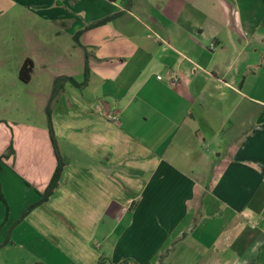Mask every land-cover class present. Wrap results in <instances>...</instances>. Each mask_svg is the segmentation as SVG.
Here are the masks:
<instances>
[{
  "label": "crops",
  "instance_id": "crops-1",
  "mask_svg": "<svg viewBox=\"0 0 264 264\" xmlns=\"http://www.w3.org/2000/svg\"><path fill=\"white\" fill-rule=\"evenodd\" d=\"M0 24V264H264V0H0ZM59 77L65 165L21 220L58 165Z\"/></svg>",
  "mask_w": 264,
  "mask_h": 264
},
{
  "label": "trees",
  "instance_id": "trees-1",
  "mask_svg": "<svg viewBox=\"0 0 264 264\" xmlns=\"http://www.w3.org/2000/svg\"><path fill=\"white\" fill-rule=\"evenodd\" d=\"M105 21H107V20H105ZM32 71H33L32 62L30 60H26L23 64L21 70H20V73H19L20 80L24 83H28L31 79ZM87 75H88V73L86 71V80L79 87H84L87 85V82H88L87 81ZM66 82L75 83L74 80H72L71 78H68V77H59V78H56L54 80L52 94H51V97H50L49 102H48L47 107H46L48 130H49L52 142H53L54 151H55V154L57 157L58 165H57V168L54 172V175L52 177V180H51L48 188L46 189V191L42 195V200L40 202H38L37 204L29 206L24 211L23 215L21 216V220H23L32 209H34L38 205H41L42 203L48 201V199L54 193L55 189L58 187L59 179H60V176H61V173H62V170H63V167L65 164H64V161L61 159L59 152H58V149H57V146H56V139H55L53 125H52V119H51V108H52L53 102L55 101L57 95L60 93V90L62 89L64 83H66ZM8 150L9 151L7 152L8 154H6V156H10V155L14 154V150H13L12 146H10ZM98 264H104V260L100 259Z\"/></svg>",
  "mask_w": 264,
  "mask_h": 264
},
{
  "label": "rangeland",
  "instance_id": "rangeland-1",
  "mask_svg": "<svg viewBox=\"0 0 264 264\" xmlns=\"http://www.w3.org/2000/svg\"><path fill=\"white\" fill-rule=\"evenodd\" d=\"M9 15L10 14L6 15V17H5L6 20L1 21L3 24H11L10 25L11 28H9L10 34L7 36V42H8L7 47H9L10 50H8L5 53V56L8 57L9 59H11L12 62H17L21 56L23 57L24 54L28 53V51H26L28 49V47H25V48L22 47L23 40H24V38H26V36L23 35V31H24L23 28H25V27H23L24 24L21 20H17V19L16 20H8ZM0 26H1V24H0ZM58 54H60V53H58ZM32 55H33V53H32ZM59 69H60L59 67H55V66L53 67V71H57ZM25 112H26L25 109H22V115H24ZM2 116L5 117V119L11 121V116L6 115V114H2ZM4 124H6V123H4ZM10 146H13V144H10ZM6 154H8V153H6ZM100 246L105 247V244L100 243L99 247Z\"/></svg>",
  "mask_w": 264,
  "mask_h": 264
},
{
  "label": "built area",
  "instance_id": "built-area-1",
  "mask_svg": "<svg viewBox=\"0 0 264 264\" xmlns=\"http://www.w3.org/2000/svg\"><path fill=\"white\" fill-rule=\"evenodd\" d=\"M214 49H215V45H214V44H211V46H210V50L213 51ZM171 80H172L173 83H176L178 79H177L176 76H173V77L171 78ZM106 118H107L108 120H110V121H116V120H117V118H116L115 116L110 115V114H107V115H106Z\"/></svg>",
  "mask_w": 264,
  "mask_h": 264
}]
</instances>
